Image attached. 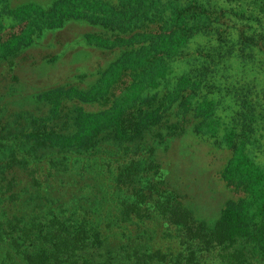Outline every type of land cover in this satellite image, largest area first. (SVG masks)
Masks as SVG:
<instances>
[{
    "label": "trees",
    "instance_id": "1",
    "mask_svg": "<svg viewBox=\"0 0 264 264\" xmlns=\"http://www.w3.org/2000/svg\"><path fill=\"white\" fill-rule=\"evenodd\" d=\"M119 4L121 8L109 13L102 3L58 0L40 12L45 26L53 27L90 10L102 11L86 18L123 30V36L111 42L123 44V59L102 80L106 87L122 68L123 77H132L123 87V102L129 104L114 115L113 137L123 143L142 138L145 130L165 122L170 105L181 108L179 115L186 122L192 112L200 118L197 133L204 134L207 127L229 149L219 175L232 197L212 224L199 220L187 196L167 183L168 169L149 161L144 165L138 151H125L123 165L120 155L95 162L102 181L117 162L112 183L123 194L115 203L101 188L105 201L88 196L75 207L57 208L56 200L46 203L35 197L45 195V188L51 193L55 183H69L57 176L66 171L64 160L70 167L75 161L94 162L104 124L81 107L71 134L43 125V120L33 129L17 131L0 121V148H9L0 158V264H264V164L255 155L264 150V0ZM33 9L22 10L29 14ZM17 44L15 39L2 46ZM165 84L166 102L156 98V92L143 98L144 90ZM74 95L81 101L93 99L90 91L74 90ZM138 100L154 101V108L143 109L135 104ZM223 108L230 113H222ZM29 142L52 151L36 160L25 148ZM78 173L89 177L85 166ZM46 178L49 185H44ZM88 189L80 185L76 197Z\"/></svg>",
    "mask_w": 264,
    "mask_h": 264
},
{
    "label": "rangeland",
    "instance_id": "2",
    "mask_svg": "<svg viewBox=\"0 0 264 264\" xmlns=\"http://www.w3.org/2000/svg\"><path fill=\"white\" fill-rule=\"evenodd\" d=\"M56 1L58 0H0V121L6 128L17 131L20 127L27 126L33 129L36 122L43 120V125L47 123L60 133L71 134L74 131L76 110L81 107L87 113L96 114L99 124H104L101 131L104 138L97 145L99 151L93 157L94 162L87 165L82 161H75L70 167L68 160H64L66 171L58 173L57 176L62 177L63 182L69 183H55L51 193L45 188V195L35 198H44L46 203L54 199V206L57 208L66 204L75 207V202L79 200L81 204L88 196L97 203L105 201V193L100 190L105 188L113 199L112 203H115L116 198L123 194L112 183V169L117 166V162L113 161L108 174H104L106 179L103 181L97 179L98 172L95 167L98 165L95 162L111 160L113 156L120 155L123 165V152L138 151L143 156L142 164L146 165L149 161L168 169L166 181L169 186H177L187 196L188 205L197 219L212 224L226 199L232 197L231 189L219 175L230 155L229 149L219 137H212L207 127L203 130L204 134L197 133L200 118L192 117V112H189L187 122L181 120V108L175 105H170L171 111L166 115L165 122L145 130L142 138L131 143L115 139L114 115L129 104L123 102V87L132 82V77H123L122 68L106 87L102 80L112 75L115 72L112 69L123 59V44L111 46L116 36H123V30L117 29L115 25L94 23L86 18L94 13L103 14L102 11L95 10L88 11L81 18H66L58 26H45V16L40 10L47 11ZM86 1L91 5H107L109 13L113 8H121V0ZM25 6L35 9L27 14L22 10ZM48 20L51 19H47V24ZM15 39H18L16 46H2L4 42H13ZM197 42L201 40L198 39ZM193 47L191 44V49ZM248 60L250 61L249 58ZM182 67L183 64L180 63L178 68ZM168 87L165 84L158 90L148 88L144 90L143 98L156 92V98L166 102L164 96ZM50 90L56 91L50 93ZM74 90L90 91L93 99L81 101L74 95ZM154 103H140L138 100L135 104L143 109H150L154 108ZM228 111L230 113V110L223 108L221 112ZM174 125L177 127L174 128ZM181 128L183 130L178 131ZM221 129L218 133L220 136L223 134ZM25 148L35 153L36 160L52 151L37 147L34 142H29ZM8 152L9 148H0V158ZM255 155L264 164V150L258 154L255 152ZM27 166H32L31 162ZM80 166L89 170L88 178L79 175ZM79 178H82V184ZM47 181V178L44 179V185H49ZM80 185L89 186V189L76 197ZM71 189L74 193L69 192ZM68 198L71 201L64 203Z\"/></svg>",
    "mask_w": 264,
    "mask_h": 264
}]
</instances>
